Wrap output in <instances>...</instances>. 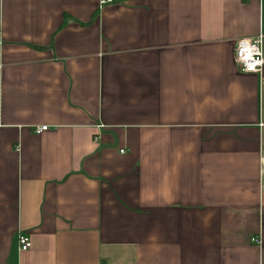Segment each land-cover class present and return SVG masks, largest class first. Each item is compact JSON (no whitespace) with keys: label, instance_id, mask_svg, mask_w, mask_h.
<instances>
[{"label":"crops","instance_id":"0c3cea01","mask_svg":"<svg viewBox=\"0 0 264 264\" xmlns=\"http://www.w3.org/2000/svg\"><path fill=\"white\" fill-rule=\"evenodd\" d=\"M99 2L0 0V264H264V0Z\"/></svg>","mask_w":264,"mask_h":264},{"label":"built area","instance_id":"2783aa9c","mask_svg":"<svg viewBox=\"0 0 264 264\" xmlns=\"http://www.w3.org/2000/svg\"><path fill=\"white\" fill-rule=\"evenodd\" d=\"M113 2L114 0H100L99 7ZM234 63L241 74H260L264 68V35L237 40ZM48 130V126L37 127L34 129V134L40 136ZM252 241L257 242L256 239ZM18 243L21 252H26L32 247L30 238L24 233L18 235Z\"/></svg>","mask_w":264,"mask_h":264},{"label":"rangeland","instance_id":"374dc122","mask_svg":"<svg viewBox=\"0 0 264 264\" xmlns=\"http://www.w3.org/2000/svg\"><path fill=\"white\" fill-rule=\"evenodd\" d=\"M263 159H264V156H263ZM262 167H263V185H264V160H263Z\"/></svg>","mask_w":264,"mask_h":264},{"label":"water","instance_id":"95a60500","mask_svg":"<svg viewBox=\"0 0 264 264\" xmlns=\"http://www.w3.org/2000/svg\"><path fill=\"white\" fill-rule=\"evenodd\" d=\"M263 138H264V120H263Z\"/></svg>","mask_w":264,"mask_h":264},{"label":"trees","instance_id":"16d2710c","mask_svg":"<svg viewBox=\"0 0 264 264\" xmlns=\"http://www.w3.org/2000/svg\"><path fill=\"white\" fill-rule=\"evenodd\" d=\"M66 22H67V18H65V22H64V24H66Z\"/></svg>","mask_w":264,"mask_h":264}]
</instances>
